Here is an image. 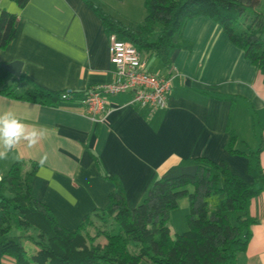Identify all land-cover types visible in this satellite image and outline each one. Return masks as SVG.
Wrapping results in <instances>:
<instances>
[{
	"label": "crops",
	"instance_id": "crops-1",
	"mask_svg": "<svg viewBox=\"0 0 264 264\" xmlns=\"http://www.w3.org/2000/svg\"><path fill=\"white\" fill-rule=\"evenodd\" d=\"M86 1L133 27L145 17L144 0H28L23 7L0 0V14L15 17V36L0 50V61L22 62L21 74L51 91H87L113 82L109 34ZM177 39L180 47L172 51L166 69L154 56L143 55L150 72L171 80L167 106L152 115L132 104L130 93L107 98L102 123L90 121L81 101L44 105L0 94V112L11 109L23 122L46 132L35 146L22 143L0 159V175L16 164L24 173L35 165L33 198L69 231L109 205L114 186L103 174L120 182L131 210L181 159L224 162L233 174L258 186L249 159L230 155L225 145L228 129L252 151L261 145L264 173L263 76L208 17L188 20ZM27 84L23 81L21 87ZM249 214L255 223L236 262L264 264V189L252 199ZM0 262L15 264L9 256Z\"/></svg>",
	"mask_w": 264,
	"mask_h": 264
},
{
	"label": "trees",
	"instance_id": "trees-1",
	"mask_svg": "<svg viewBox=\"0 0 264 264\" xmlns=\"http://www.w3.org/2000/svg\"><path fill=\"white\" fill-rule=\"evenodd\" d=\"M12 1L23 7L28 0ZM86 3L107 34L131 43L146 57L154 56L164 69L171 65L172 51L180 47L177 38L186 22L197 16L208 17L244 52L264 82V13L256 9L259 0H144L145 17L137 27L122 23L98 5ZM247 14L252 19L243 24L241 18ZM14 24L12 14H0V50L13 40ZM1 64L0 94L6 97L56 105L82 102L86 96L87 91L48 90L22 74L12 77ZM26 80L28 84L21 87ZM64 93L67 97L62 99ZM228 134L225 150L249 159V171L256 174L258 186L233 174L224 162L181 159L152 183L143 200L131 210L120 182L103 174L114 186L109 205L86 215L74 231L60 226L33 198L35 165L25 173L21 165H13L0 182V261L9 256L15 264H237L236 255L246 250L249 229L255 223L249 207L264 189V173L259 159L262 146L252 151L232 130L228 129ZM240 144L242 148L237 147ZM181 197L188 200L187 230L172 238L167 221ZM97 219H111L115 230L98 229L94 223ZM90 227L96 230L94 235ZM24 230L34 234H21ZM100 236L103 244L96 241ZM23 238L37 248L30 258L26 257Z\"/></svg>",
	"mask_w": 264,
	"mask_h": 264
},
{
	"label": "built area",
	"instance_id": "built-area-1",
	"mask_svg": "<svg viewBox=\"0 0 264 264\" xmlns=\"http://www.w3.org/2000/svg\"><path fill=\"white\" fill-rule=\"evenodd\" d=\"M109 62L114 68L115 79L108 84H100L87 90L82 100L85 115L94 123L105 121L107 98L130 93L131 103L146 109L149 115L167 106L171 90V80L165 75L150 72L141 54L131 43L119 40L116 35H108ZM67 95L64 93L62 99ZM0 175V182L2 181Z\"/></svg>",
	"mask_w": 264,
	"mask_h": 264
},
{
	"label": "clouds",
	"instance_id": "clouds-1",
	"mask_svg": "<svg viewBox=\"0 0 264 264\" xmlns=\"http://www.w3.org/2000/svg\"><path fill=\"white\" fill-rule=\"evenodd\" d=\"M45 135V131L23 122L11 109L0 112V159H7L22 143L35 146Z\"/></svg>",
	"mask_w": 264,
	"mask_h": 264
},
{
	"label": "rangeland",
	"instance_id": "rangeland-1",
	"mask_svg": "<svg viewBox=\"0 0 264 264\" xmlns=\"http://www.w3.org/2000/svg\"><path fill=\"white\" fill-rule=\"evenodd\" d=\"M256 9L258 11L264 13V0H259V5ZM251 19H252L251 15L247 14L245 17L241 18V21L243 22V24H247L251 21ZM187 213H188V200L186 197H181L178 200L177 208L170 212L169 218L167 221V225L170 229L172 237L175 234H180V233L187 230V225H186V220H185ZM111 222H112L111 219L94 220V223H96V226H98V229H100V230H103V229L109 230L112 228H113V230H115L114 229L115 227L112 224L110 225ZM89 231H90L91 235H94L96 232V230L92 227L89 228ZM20 233L21 234H30L33 232H32V230H24V231H21ZM13 234H17V232H13ZM99 239L103 240L104 238L102 236H100ZM21 242L23 245H25L27 247L26 257H28L31 254L30 252H32L31 251L32 248H34L35 246L26 238H23ZM132 251H134V250L132 249ZM140 264H147V262L143 261Z\"/></svg>",
	"mask_w": 264,
	"mask_h": 264
},
{
	"label": "water",
	"instance_id": "water-1",
	"mask_svg": "<svg viewBox=\"0 0 264 264\" xmlns=\"http://www.w3.org/2000/svg\"><path fill=\"white\" fill-rule=\"evenodd\" d=\"M22 62L12 61L10 63H2L1 67L12 77L19 78L22 72Z\"/></svg>",
	"mask_w": 264,
	"mask_h": 264
}]
</instances>
